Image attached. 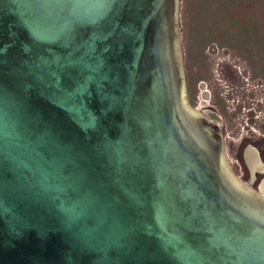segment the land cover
I'll return each instance as SVG.
<instances>
[{
	"label": "water",
	"instance_id": "obj_1",
	"mask_svg": "<svg viewBox=\"0 0 264 264\" xmlns=\"http://www.w3.org/2000/svg\"><path fill=\"white\" fill-rule=\"evenodd\" d=\"M0 264H264L180 0H0Z\"/></svg>",
	"mask_w": 264,
	"mask_h": 264
},
{
	"label": "flooded vegetation",
	"instance_id": "obj_2",
	"mask_svg": "<svg viewBox=\"0 0 264 264\" xmlns=\"http://www.w3.org/2000/svg\"><path fill=\"white\" fill-rule=\"evenodd\" d=\"M185 72L191 105L219 126L233 171L264 196V75L257 63L211 42L185 60Z\"/></svg>",
	"mask_w": 264,
	"mask_h": 264
},
{
	"label": "rangeland",
	"instance_id": "obj_3",
	"mask_svg": "<svg viewBox=\"0 0 264 264\" xmlns=\"http://www.w3.org/2000/svg\"><path fill=\"white\" fill-rule=\"evenodd\" d=\"M180 27L184 62L217 42L253 60L264 75V0H180Z\"/></svg>",
	"mask_w": 264,
	"mask_h": 264
}]
</instances>
